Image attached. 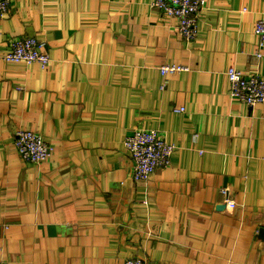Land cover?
<instances>
[{
  "label": "crops",
  "instance_id": "obj_1",
  "mask_svg": "<svg viewBox=\"0 0 264 264\" xmlns=\"http://www.w3.org/2000/svg\"><path fill=\"white\" fill-rule=\"evenodd\" d=\"M262 17L264 0H206L185 40L150 0H12L0 50L32 35L50 63L0 60V264H264V102L225 73L264 77ZM21 127L45 160L20 157ZM138 128L176 146L143 180L123 144Z\"/></svg>",
  "mask_w": 264,
  "mask_h": 264
},
{
  "label": "built area",
  "instance_id": "obj_2",
  "mask_svg": "<svg viewBox=\"0 0 264 264\" xmlns=\"http://www.w3.org/2000/svg\"><path fill=\"white\" fill-rule=\"evenodd\" d=\"M12 0H0V21L8 13ZM206 0H150V5L164 15L176 19V31L185 40H192L198 35V15L204 8ZM255 33L258 36V47L264 49V17L255 23ZM8 50H0V60L6 62L33 63L37 62L46 68L50 57L44 48V41L32 35L12 37L8 42ZM257 57L261 52H255ZM162 74L176 73L188 70L182 64L160 65ZM230 82V95L247 105L264 102V77L258 72L246 73L233 65L225 71ZM177 109L183 110V107ZM16 151L26 161L39 163L47 157L51 147L42 136L28 128H18L13 138ZM125 149L132 160L131 174L135 180L146 179L156 168L165 167L170 162V154L175 145L166 141L158 129H135L123 141ZM225 193L226 190L222 189ZM229 205L234 202L228 197ZM123 264H148L145 257L133 255L127 257Z\"/></svg>",
  "mask_w": 264,
  "mask_h": 264
}]
</instances>
